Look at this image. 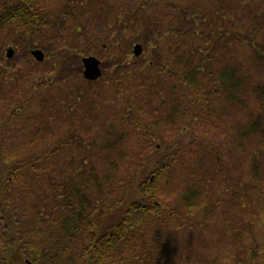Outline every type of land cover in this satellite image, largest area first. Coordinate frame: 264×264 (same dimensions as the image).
Masks as SVG:
<instances>
[{
    "label": "trees",
    "instance_id": "16d2710c",
    "mask_svg": "<svg viewBox=\"0 0 264 264\" xmlns=\"http://www.w3.org/2000/svg\"><path fill=\"white\" fill-rule=\"evenodd\" d=\"M138 1L143 6H159L166 13L176 16L178 21L176 26H172L160 20L150 22L148 17L145 18V25L152 23V27L163 30L160 34L167 32L169 45L163 48V54L155 61L149 60L146 64L149 74L157 73L144 81L149 83L142 87L148 90L147 85L157 82L162 90L161 79L174 82L177 86L173 84L165 89L173 99L168 103L162 100L161 106L165 104L161 112L166 115L163 124L172 126L177 115L179 117L184 114L188 117V113L189 123L185 129L178 128L172 133L169 129V133L165 132L167 135H164L153 130L156 123L148 122L152 119L150 113L145 112L144 120L136 113H122L120 109L119 121L125 123L127 129L128 126L135 128L131 132L138 135L137 138L139 135L147 137L151 152L158 155L162 154V144L166 142V138L175 137L176 141L178 137V145L175 142V157L172 156L170 164L163 167V170H167L168 166L173 167L171 164L181 165L183 160L178 161L182 157L180 153L198 147L200 149L193 156L195 163H199V153L203 152L210 163L215 162L217 165L213 176L219 174L225 163H229L228 160L224 163L219 161V148L229 156L233 155L231 164L235 167L237 161L238 164L240 162L238 150H242V144L237 145V142L244 143L257 137L262 143L254 152L252 175L249 177L256 178L259 174L257 161L264 151V81L254 78L253 70H264V0H259V3L255 0L254 6L250 5V0H238L237 5L243 11L239 19L235 16L237 12L234 0H213L216 6L207 8V11L199 4V0H192L189 7L179 0ZM140 9L131 18L137 23L144 19ZM163 15L164 13L159 12L156 16ZM62 21V16L54 18L48 15L39 7L38 0H0V33L5 29L9 30L12 40H24L34 46L32 43L38 40L44 29L60 32L63 28ZM54 22L57 24L54 25ZM81 53L74 51L71 55L62 56V60L51 58L54 66L51 79H38L40 75L36 74L37 79L26 83L22 88L25 92L15 96L5 120L14 111L17 119H21L32 130L36 127L38 134L42 133V129L48 131L49 127L45 122L53 119L55 113H45L43 99L46 96L39 92L36 121L25 115L29 98L33 99V91L40 87L49 89L48 92L52 88L65 91V86L70 88L71 80H80L81 86H89L91 82L82 77L81 65L74 67L79 60L76 55ZM0 61H7L2 45ZM73 61L76 62L70 67ZM158 63H162L163 68L156 71ZM33 64L37 67L46 63L40 65L36 61ZM123 80L118 82L122 83ZM6 81L22 82L16 74L8 76V66L0 64V91ZM115 85L119 87L116 82ZM56 92L58 99L59 92ZM247 96L252 98V106L247 102ZM64 97L63 94L62 98ZM76 99L83 101L86 110L95 108L94 104L86 103V97L79 91ZM59 102L57 111H61L62 105L68 101ZM222 105L226 112H231L233 107L247 111L245 120L230 128V135L223 145L218 144L215 139V127H210V130L206 128L201 138L196 137L195 131H192L189 145L180 142L188 128L194 129L198 123L214 122L215 115L220 116L222 113ZM249 107L252 108L248 109ZM68 110L74 120L73 106H68ZM191 118L193 124L190 123ZM70 123L74 131L58 142L60 147L82 143L79 135H76L78 131L72 125L74 122ZM115 132L111 128L107 135L110 139L102 144L101 152L98 153L108 159V168L102 172L96 171L87 158L71 160L64 170L61 166L48 170L44 164L47 162L45 159L48 160L49 151L38 148L34 151L36 158L32 159L26 155L33 154L31 147L0 145V264H178L173 260L172 254L181 248L180 235L184 229H190L192 235H197L194 232L198 231L199 226L195 220L202 212L201 208L205 207V202L201 200L205 196L202 198L200 193H192L180 200L175 199L173 206H170L159 200L161 190L152 186L150 179L148 183L138 182V189L134 190L131 187L134 183L130 181L127 184L130 188L125 196L113 198L112 189L117 186L119 179L113 181L111 178L116 164L112 158L121 134H124L120 131L111 139ZM90 146L93 148L92 144ZM151 164L153 165L150 167ZM147 167L157 173V160H147L140 169L145 170ZM68 168L71 173L64 172ZM225 169L227 174L228 168ZM24 177H27V185ZM45 177H49L50 187L47 189L43 185ZM227 178L230 179L228 176ZM238 181L241 187L235 186L236 191L242 192L244 182L241 179ZM261 194L264 196V192ZM45 200L51 203L49 207L39 205ZM180 204L186 208L188 217L178 213ZM232 230L233 236L237 230L235 227ZM146 231L154 233L149 247L142 242ZM195 241L200 242V239ZM188 250L189 248H185L180 255L182 264H194L190 263Z\"/></svg>",
    "mask_w": 264,
    "mask_h": 264
},
{
    "label": "rangeland",
    "instance_id": "374dc122",
    "mask_svg": "<svg viewBox=\"0 0 264 264\" xmlns=\"http://www.w3.org/2000/svg\"><path fill=\"white\" fill-rule=\"evenodd\" d=\"M179 1L188 7L190 3H193L192 0ZM237 1L234 0L233 2L237 12L236 19H239L243 11L237 5ZM250 1V5L254 6L255 0ZM257 2L259 3V0ZM199 4L206 11L207 8L216 6L213 0H199ZM38 5L54 18L62 16L63 28L60 32L48 28L44 29L38 40L32 43L34 46L29 45L24 40L15 38L12 40L7 29L0 33V45L4 46V56L7 48L14 50L11 58L7 59L8 63H6L7 61H0V64L8 66V76L16 74L17 78L22 80V82L6 81L0 91V145L31 147L33 154L27 153L26 155L32 159L36 158L34 151L38 148L49 151L48 160L44 158L47 161L44 166L48 170L60 166L64 170V167L70 165L68 162L71 160L87 158L96 171L102 172L108 168L106 166L108 159L106 156L98 154L101 152L100 148L107 139H110L107 135L111 128L116 130L115 134L112 133L114 136L111 139H114L115 135L121 131L124 134H121L120 142L116 145L117 150H115L112 158L116 164H114V171L110 176L113 181L119 179L117 186L112 189L114 190L113 198L125 196V192L130 188L127 185L130 181L134 183L131 186L134 190L138 189V187L136 188L138 182L148 183L152 176L151 185L161 190L159 191L161 194L159 200L168 203L170 206H173L175 199L180 200V198L189 196V194L192 195V193H200L202 198L205 196L201 199L205 202V207L201 208L202 212L195 220L196 225L199 226L198 231L194 232L197 235H192L190 229H184L180 235L181 248L175 249L176 251L172 254L176 263H183L180 255L185 248H189V260L190 263L194 264H264V196L261 194L264 192V151L257 161L258 176L256 178L252 176L253 179L249 178L252 175L254 152L262 143L257 137L244 143L237 142V145L242 144V150H238L237 156L240 162L238 164L237 161L238 166L235 165V167L234 164H231L232 159H234L233 155L229 156L228 153L219 148V161L224 163L228 160L229 163H225L219 174L213 176L217 165L215 162L210 163L203 152L199 153V163H195L193 156L195 151L200 149L198 147L195 149L192 147L187 149V152L180 153L182 157L176 159L179 162L183 160L181 165L171 164L174 168L168 166L167 170H163V167L170 164L172 156L175 157V142L177 141L178 145V137L176 141L175 137L173 139L166 138V142L162 144V154L158 155V153L151 152L152 148L148 147L147 137L139 135L137 138L138 135L131 132V129L135 130V128L128 126L127 129L126 124L119 121L118 112L120 113L121 109L122 113H136L141 119H144L145 112L150 113L152 119L148 122L156 123L153 130H156L158 134L167 135L169 129L172 133L175 129L187 127L189 113L188 117L184 114L179 117L177 115L172 126L163 124L166 121H163L166 115L161 112V108L173 99L165 89H168L170 85H176L174 82L161 79L162 90L158 87L157 82L147 85L148 90L142 87V85L149 83L144 81H147L148 78L151 79L157 73L149 74L146 64L149 60L155 61L157 57L163 54V48L169 45L167 32L160 34L163 30L152 27V23L145 25V18L148 17L150 22L160 20L162 23L176 26L178 24L176 16L166 13L167 11L161 10L159 6H143L138 0H38ZM153 7L155 11H153ZM139 8L143 12L144 19L137 23L131 18L133 13L139 12ZM159 12L164 13V15L162 17L156 16ZM53 24L56 25L57 23L54 22ZM146 40L147 44H145ZM135 44L142 45V52L137 57L133 55ZM34 49L43 51L44 60L39 64L46 63L45 65L34 66L33 63L36 61L30 54V51ZM74 51L82 53L76 55L79 58L78 63L73 61L70 67H73L75 63L74 67L78 68L81 65V57L93 55L102 62L103 75L101 78L97 82H91L89 86H81L80 80H71L69 83L71 89L65 86V91L60 88H52V91L48 92L49 89L42 87L34 90L35 97L29 98L25 115L36 121L39 108L36 102L39 92L43 93L46 96L43 99L45 113H55L53 119L45 122L47 123L46 126L49 127L48 131L42 129V133L38 134L36 127L32 130V128L24 125L21 119H17L14 116V111L5 120L11 103L15 101V96L25 92L22 91L24 85L32 83L36 74L40 75L38 79H51L50 75L54 67L51 64V58H61L62 60V56L71 55ZM80 68L82 69V65ZM159 68H163L162 63L157 64L156 71ZM144 70L146 72H143ZM253 72L254 78L264 81V70L255 69ZM121 79H124L122 83L118 82ZM115 82L119 84V87L115 85ZM56 91L59 92L58 99H56ZM78 91L83 94V97H86V103L95 105L93 110H86L83 101L80 102L76 99ZM63 94L64 99L62 98ZM81 98L79 99L81 100ZM246 98L249 105L252 106V98L248 96ZM59 100L68 101L63 105L61 104L63 106L61 111H57L60 106ZM162 100H166L163 107L161 106ZM68 106H73L75 110L74 120L73 117H70L71 113ZM231 110V112H226L224 105H222L220 110L222 113L220 116L215 115L214 122L198 123L194 129L188 128L186 133H183L180 142L189 145L192 131H195L196 137L201 138L206 128L210 130V127L213 129L215 127V139L218 140V144L223 145L230 135V128L235 127L240 121L242 123L247 115V111L244 112L238 107H233ZM192 120L191 118L190 123L193 124ZM70 121L74 122L72 125L78 131L76 135H79L83 145L80 143L60 147L58 142L74 131ZM85 144L89 145L85 146ZM90 144L93 145V148ZM151 158L157 160V173H153V170L148 167L145 170L140 169ZM190 160L192 161L190 162ZM188 163L190 164L187 165ZM225 168H228L227 174ZM64 172L71 173V170L68 168ZM134 176L137 177L134 178ZM54 177L56 178V176ZM23 179L27 185V177ZM239 179L244 182L242 192L236 191L235 188V186L241 187ZM44 182V188H49V177H45ZM39 205L49 207L51 203L45 200ZM177 210L183 217L189 216L186 208L181 204ZM188 220L192 222L191 219ZM234 227L237 232L233 237L231 233ZM153 235L154 233L151 231L144 232L142 242L149 247ZM197 239H200V242L195 241Z\"/></svg>",
    "mask_w": 264,
    "mask_h": 264
},
{
    "label": "water",
    "instance_id": "95a60500",
    "mask_svg": "<svg viewBox=\"0 0 264 264\" xmlns=\"http://www.w3.org/2000/svg\"><path fill=\"white\" fill-rule=\"evenodd\" d=\"M142 52V45L135 44L133 47V54L135 56H139ZM14 50L12 48L6 49V56L11 58L13 55ZM32 56L37 61H43L44 53L41 49H34L31 51ZM83 64V77L86 80H97L102 75V70L100 68L101 62L94 56H87L82 58Z\"/></svg>",
    "mask_w": 264,
    "mask_h": 264
}]
</instances>
